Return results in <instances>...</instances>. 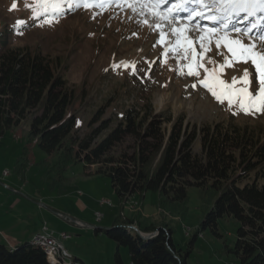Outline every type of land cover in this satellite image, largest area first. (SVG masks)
Here are the masks:
<instances>
[{
    "label": "rangeland",
    "instance_id": "1",
    "mask_svg": "<svg viewBox=\"0 0 264 264\" xmlns=\"http://www.w3.org/2000/svg\"><path fill=\"white\" fill-rule=\"evenodd\" d=\"M85 2L88 7L84 6ZM73 4L69 9L67 0H63L64 15L58 19L49 17L52 22L47 23L44 16L34 18L35 0H0V47L7 39L12 45L29 46L48 54L54 63L58 61L57 69L63 72L75 92L70 111L78 117V136L88 135L99 125L100 122L91 126L89 123L100 109L102 119L110 120V128L100 137L116 126L128 110L138 109L151 116L171 117L170 122L163 124L167 130H171L180 118L189 130L194 126L199 128L233 120L255 127L264 138V108L259 101L256 107L249 109L241 107L242 98L238 96L231 105L227 99L220 103L200 83L208 78L204 71L208 68L209 71L215 69L219 73L218 79L226 84H231L235 77L238 81L235 87L240 88L244 85L239 81L247 69L252 81L249 91L257 92V74L251 62L235 63L231 67L225 64V58L231 59L232 54L223 42L216 47V39L222 38L224 33L214 37L210 51L203 54L204 67L197 69L199 75H188V66L193 61L184 59L183 47L177 48L176 37L170 35L166 27L163 37L160 30L149 27L153 23L152 17H148V24H140L137 21L144 17L134 14L130 7L105 6V0H80L79 7H75L73 0ZM254 20L247 19L242 27L237 25L238 22L232 26L247 29ZM192 23L207 27L206 19L196 17ZM208 27L218 28V25ZM187 35L200 52L196 33ZM258 36L256 31L248 35L228 32V39H240L245 44L259 45ZM161 40L163 42H159ZM169 48L177 51H167L165 56ZM209 60L215 63H209ZM121 61H136L137 74H132L131 67H113ZM30 124L29 117L0 137V209L13 208L12 215L6 218L8 223L13 227L33 222L40 228L47 225L56 236L67 232L70 237L65 246L71 255L81 258L83 264H115L116 242L103 231L97 233L99 231L95 230L112 225L120 213L119 198L110 176L95 173L97 166L86 169L79 162L69 166L65 181H59L49 164H41L49 157L52 165L56 156H49L30 140ZM26 148L28 159L24 155ZM120 150L121 147L117 148L115 154ZM188 195L182 214H171L160 208L157 197L150 192L144 197L133 195L123 213L134 218L135 225L136 221L142 226L167 224L173 230L172 238L177 248L185 251L204 214L197 187H190ZM105 199H108L107 203L103 204ZM59 212L91 225L79 226L61 218ZM98 213L105 218L98 220ZM238 226V220L226 216L219 219L222 236L205 229L193 242L189 264H239L238 257L228 251L229 246H234ZM120 249L125 264H132L128 247L121 246Z\"/></svg>",
    "mask_w": 264,
    "mask_h": 264
},
{
    "label": "trees",
    "instance_id": "2",
    "mask_svg": "<svg viewBox=\"0 0 264 264\" xmlns=\"http://www.w3.org/2000/svg\"><path fill=\"white\" fill-rule=\"evenodd\" d=\"M57 65V60L54 63L40 50L3 41L0 137L30 117L29 138L49 156H56L52 165L49 157L41 164H49L59 181H65L69 166L79 162L86 169L97 166L95 173L110 176L120 213L112 225L95 230L116 242L115 264H125L121 246L128 247L132 264H189L193 242L207 228L222 236L219 219L226 216L239 221L234 246L228 251L238 257L239 264H264V138L255 127L229 120L189 130L180 118L167 130L163 124L171 117L130 109L100 137L110 128V120L102 119L100 109L89 123L99 125L80 137L76 134L78 117L70 111L75 92ZM190 187H197L204 214L185 251L177 248L167 224L142 226L136 221L141 231H157L147 239L130 229L135 219L123 210L133 195L144 197L150 192L160 208L182 214ZM70 260L30 241L14 248L0 242V264L83 262L77 256Z\"/></svg>",
    "mask_w": 264,
    "mask_h": 264
},
{
    "label": "snow or ice",
    "instance_id": "3",
    "mask_svg": "<svg viewBox=\"0 0 264 264\" xmlns=\"http://www.w3.org/2000/svg\"><path fill=\"white\" fill-rule=\"evenodd\" d=\"M35 3L36 6L32 9L35 19L44 16L45 22L51 23L52 19H58L65 13V8L62 6L63 0H35ZM67 3L69 9L74 6L73 0H67ZM108 5L130 7L134 14L144 17L137 21L140 24H148V17H152L153 23L149 27L154 31L160 30L161 37L165 35L163 29L166 27L168 33L176 37L177 48L183 47L184 59L193 61V64L188 66V75H199L197 69L204 67L203 54L210 51L209 45L212 39L219 33H224L222 38L216 39V47L219 48L223 42L232 54L231 59L225 58V64L231 67L235 63L247 64L251 62L257 74V92L253 94L249 91L252 81L251 73L247 69L244 70L239 81L244 85L240 88L235 87L238 82L235 77L232 78L231 84H226L225 81L218 79L219 73L215 69L209 71L208 68H204V71L208 73V78L200 83L220 103L227 99L231 105L234 97L238 96L242 98L241 107L245 109L256 107L257 101L261 108H264V0H105V6ZM79 6L80 0H75V7ZM84 6L88 7L89 5L85 2ZM13 7L15 8L16 5L14 4ZM181 13L187 15L181 16ZM242 15L245 19H256L247 29L233 28L232 22ZM196 17L200 20L212 21L213 24L218 25V28L192 23ZM230 31L244 35L256 31L259 33L257 39L260 43L259 45L256 43L245 44L240 39H228ZM189 32L196 33L195 40L199 44L200 52H197L196 47L193 46V39L187 35ZM167 51L175 53L177 49H166L165 56ZM198 56L201 59H197ZM208 62L215 63L212 60ZM135 65L136 61H121L119 65L114 64L113 67H131L132 74L135 75L137 74ZM177 71H181V69H177ZM195 86L193 85V87Z\"/></svg>",
    "mask_w": 264,
    "mask_h": 264
},
{
    "label": "crops",
    "instance_id": "4",
    "mask_svg": "<svg viewBox=\"0 0 264 264\" xmlns=\"http://www.w3.org/2000/svg\"><path fill=\"white\" fill-rule=\"evenodd\" d=\"M106 200H108V199H106ZM79 203H80V205H82V202L79 201ZM102 203L106 204L107 202L105 201V202H102ZM10 212H13V208H11V210H7V211L0 209V229H1L0 230V242L5 244L9 248H14L16 245H18V244H20L22 242L30 241L35 233L40 232V231L43 230V226L44 225L42 226V228H40V226L37 223H35V222L26 223L23 226L20 225V226L13 227V225L8 223V221H7L8 219H6V218H8L7 216H9ZM10 215H12V213ZM58 215L61 218H64L65 220H71L73 223H75V224H77L79 226H81V225L90 226L91 225V224H86L85 222H82L81 220H79L77 218H70L68 216H65L63 213H60V212L58 213ZM4 216H5V218H4ZM102 217L104 219L105 215H102ZM78 221H80V222H78ZM48 229H49V227H48ZM1 231H2V233H1ZM51 231L52 230H50V232ZM52 232L56 236L55 232L54 231H52ZM57 238H59V240L64 245H65V241H67L69 239V237L68 238H63L61 234ZM116 250H117V248H116ZM119 250H120L122 259L124 261L121 249L119 248ZM130 261H131V258H130ZM82 264H83V262H82Z\"/></svg>",
    "mask_w": 264,
    "mask_h": 264
},
{
    "label": "bare ground",
    "instance_id": "5",
    "mask_svg": "<svg viewBox=\"0 0 264 264\" xmlns=\"http://www.w3.org/2000/svg\"><path fill=\"white\" fill-rule=\"evenodd\" d=\"M164 99V98H163ZM163 99L161 101H163ZM133 228H135L133 226ZM35 237L37 238H43L44 240H48V241H51V242H55V243H62L59 238H57L53 232L49 231L48 229H45L43 228L42 231L38 232L35 234ZM63 237V236H62ZM31 242L33 244H36V245H39L41 247H43L48 253H51V254H54V255H60L65 261L68 260V258H66L65 254L64 253H59L57 251V249H54L52 247H47V246H43V242L42 241H38L36 239H32ZM63 248H65V246L63 245ZM71 258V254L69 253V259Z\"/></svg>",
    "mask_w": 264,
    "mask_h": 264
},
{
    "label": "built area",
    "instance_id": "6",
    "mask_svg": "<svg viewBox=\"0 0 264 264\" xmlns=\"http://www.w3.org/2000/svg\"><path fill=\"white\" fill-rule=\"evenodd\" d=\"M105 201H106V199L103 202H105ZM101 216H102V214H100V213L97 214V218L98 219L101 218ZM43 228L48 229V227L46 225ZM62 236H63V238L69 237L67 233H62ZM32 239H36L38 241H42L43 242V246L52 247L54 249H57V251L59 253H64L66 258L69 259V251L66 248H63V243L51 242V241H48V240H44L43 238H37V237H35V235L33 236Z\"/></svg>",
    "mask_w": 264,
    "mask_h": 264
},
{
    "label": "water",
    "instance_id": "7",
    "mask_svg": "<svg viewBox=\"0 0 264 264\" xmlns=\"http://www.w3.org/2000/svg\"><path fill=\"white\" fill-rule=\"evenodd\" d=\"M135 230L143 237V238H150L152 237L153 235H155L157 233V231H153V232H144V231H141L140 229L138 228H135Z\"/></svg>",
    "mask_w": 264,
    "mask_h": 264
}]
</instances>
